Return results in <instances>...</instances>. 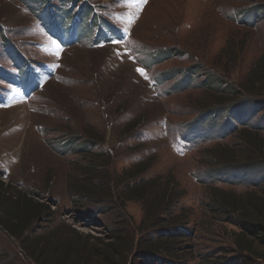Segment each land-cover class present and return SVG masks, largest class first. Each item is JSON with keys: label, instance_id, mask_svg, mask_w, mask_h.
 Instances as JSON below:
<instances>
[{"label": "rangeland", "instance_id": "rangeland-1", "mask_svg": "<svg viewBox=\"0 0 264 264\" xmlns=\"http://www.w3.org/2000/svg\"><path fill=\"white\" fill-rule=\"evenodd\" d=\"M262 55L264 0H0V183L35 195L51 219L101 236L104 218L79 214L93 208L76 199L77 178L91 156L107 159L97 176L144 162L142 177L169 176L182 189L177 210L191 211L195 253L234 257L238 229L213 199L259 193L264 168L216 171L224 161L212 155L242 159V128L264 144V110L199 118ZM125 207L141 230L140 204ZM0 264H34L1 228Z\"/></svg>", "mask_w": 264, "mask_h": 264}, {"label": "trees", "instance_id": "trees-1", "mask_svg": "<svg viewBox=\"0 0 264 264\" xmlns=\"http://www.w3.org/2000/svg\"><path fill=\"white\" fill-rule=\"evenodd\" d=\"M241 84L229 89L227 94L231 97L210 99L214 107L201 112L199 119L224 111L234 116L242 107H249L251 112L264 110V55ZM257 134L240 129L236 148L242 159L230 162L222 159L218 150L212 156L224 164L216 171L232 167L230 164H239L251 172L264 168V144ZM89 139L87 146L95 144ZM100 156H91L92 162L77 178L73 192L78 201L91 202L92 211L79 210L82 218L97 223L100 221L96 216L104 218L101 222L107 233L101 236L80 232L64 221L51 219L49 207L35 199V195L16 194L11 187L0 183V228L20 241L22 252L34 264H264V175L262 185L257 187L259 193L250 190L237 195L219 191L220 195L213 199L215 210L238 229L233 234L234 250L238 253L230 258H212L209 253H195L190 243L191 211L177 210L183 195L178 182L161 174L142 177L149 169L144 162L132 165L120 175L112 170L97 176L100 163L107 160ZM128 200L141 206V230L133 227V219L125 207ZM84 205L80 204L81 208ZM43 223L47 229L38 233L35 225Z\"/></svg>", "mask_w": 264, "mask_h": 264}, {"label": "snow or ice", "instance_id": "snow-or-ice-1", "mask_svg": "<svg viewBox=\"0 0 264 264\" xmlns=\"http://www.w3.org/2000/svg\"><path fill=\"white\" fill-rule=\"evenodd\" d=\"M142 72V70H140Z\"/></svg>", "mask_w": 264, "mask_h": 264}]
</instances>
